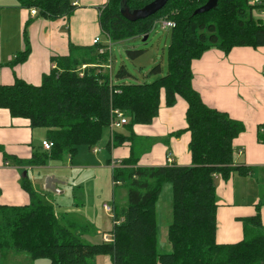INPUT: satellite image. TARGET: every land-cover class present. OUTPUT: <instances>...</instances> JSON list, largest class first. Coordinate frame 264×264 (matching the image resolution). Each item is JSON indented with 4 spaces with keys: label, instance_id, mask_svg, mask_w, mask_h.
Listing matches in <instances>:
<instances>
[{
    "label": "trees",
    "instance_id": "obj_1",
    "mask_svg": "<svg viewBox=\"0 0 264 264\" xmlns=\"http://www.w3.org/2000/svg\"><path fill=\"white\" fill-rule=\"evenodd\" d=\"M18 1L21 8H36L38 15L53 20L70 17L75 10L70 0ZM122 1L108 0L101 12L103 39L110 38L111 44L141 34L149 39L157 21H174L166 75L151 84L129 83L132 75L124 66L115 76L103 71L111 54H100L99 50L109 47L107 40L92 46L71 44L69 55L52 58L55 68L43 77L41 86L20 79L13 85L0 86V109L9 110L14 118L29 120L33 129H45L47 140L54 144L50 151L34 153L29 160L7 154L5 160L20 167H40L49 159L64 155L73 158L80 147L93 148L101 141L104 132L110 130L115 109L125 114L130 130L135 125L151 124L159 115L164 92L167 107H173L178 97L188 104L186 131L191 134L192 166L141 168L134 156L121 161L113 170V185L127 188L128 206L120 214L116 212V219L120 216L123 221L114 228L113 244L82 242L74 234L75 228L56 218L27 177L22 188L29 194L30 203L0 204V257L22 253L32 261L46 259L51 264H88L100 256L111 257L113 264H264V231L259 216L244 221L242 242H216L215 180L218 176L229 180L234 173L249 174V168L235 165L233 146L245 126L207 107L192 84V62L207 51L218 49L229 54L237 47H264V21L253 17L255 10L264 9V0L259 5H251L253 0H219L216 9L196 16L195 11L208 0H170L162 11L138 22L122 15ZM154 1L126 0L131 11ZM28 27L23 32L25 50L8 64L11 67L25 63L31 55ZM143 53L128 50L127 56L135 60ZM162 70L157 65L151 73L161 75ZM128 140L113 134L108 147L121 146ZM165 184L172 186L173 221L168 231L172 251L160 254L157 203Z\"/></svg>",
    "mask_w": 264,
    "mask_h": 264
},
{
    "label": "crops",
    "instance_id": "obj_2",
    "mask_svg": "<svg viewBox=\"0 0 264 264\" xmlns=\"http://www.w3.org/2000/svg\"><path fill=\"white\" fill-rule=\"evenodd\" d=\"M70 1L75 6L73 14L53 20L31 15L33 8H21L18 0H0V86L13 85L16 79L31 86H41L43 77L55 68L53 57L69 55L71 44L92 46L97 37L103 40L99 18L108 0ZM253 17L264 21V9L255 10ZM27 24L31 55L25 63L11 67L8 64L25 50L23 32ZM263 66L264 47H237L229 54L211 49L201 59L192 62V84L204 104L245 126L233 146L235 165L249 168V174L234 173L229 180L220 176L215 180L218 203L216 242L219 245L242 242L245 239L244 221L256 216L260 217L264 231V136L259 131L264 126ZM187 110L188 104L181 97L173 107H167L163 92L159 115L151 124L135 125L132 130L125 125L111 132L108 145L112 143L113 134L129 140L121 146L108 147L110 161L119 164L134 156L141 168L192 166L191 134L186 131ZM179 131L185 132L173 136ZM46 136L31 128L29 120L14 118L9 110L0 109V146L3 148L0 151V204L23 206L30 203L29 194L22 188L23 179L28 177L30 169L45 166L20 167L5 160V154L29 160L34 153L45 152L42 142L47 140ZM94 154H102V150L94 151ZM169 155L173 164L168 163ZM113 212L116 217L118 211L113 209ZM55 216L60 222L64 221L61 223L65 226L80 227L74 216ZM81 230L86 234L89 227ZM5 257L16 264H40L22 253L2 254L0 260ZM102 257L108 256L97 257L88 264H94ZM107 260V264H111Z\"/></svg>",
    "mask_w": 264,
    "mask_h": 264
},
{
    "label": "rangeland",
    "instance_id": "obj_3",
    "mask_svg": "<svg viewBox=\"0 0 264 264\" xmlns=\"http://www.w3.org/2000/svg\"><path fill=\"white\" fill-rule=\"evenodd\" d=\"M172 34V30H164L159 24L146 41L144 34H141V37L111 44V60L109 61L111 71L108 70V65H103L105 66L103 71L115 76L124 66L132 75L127 82L153 83L167 73V51L172 42ZM106 40L103 39V41ZM109 42L111 43L110 38ZM128 50H138L144 53L132 60L127 56ZM157 65L163 68V75L151 73ZM38 131L47 135L43 128H39ZM110 138L111 131L106 130L101 141L93 148L82 146L73 158L70 155H64L62 158L49 159L45 167L28 171V180L40 198L52 207L56 215L74 216V221L80 227L73 232L77 236L81 235V240L88 244L103 242L102 235L97 232L111 235L114 231L115 220L112 218L113 215L110 216L105 211V206L116 209L118 214L128 206L127 188L113 185V170L118 166L116 162L110 161L111 156L108 152ZM95 150H102V154H94ZM50 178L57 181L55 190L47 188V180ZM157 209L158 251L160 254L170 253L172 248L168 239V231L173 221L172 186L170 184L164 185ZM83 227H89L86 234L81 230ZM107 259L113 264L109 256L99 258L94 264H107ZM39 262L50 264V261L46 259L37 260V263ZM0 264H16V261L5 257L0 260Z\"/></svg>",
    "mask_w": 264,
    "mask_h": 264
},
{
    "label": "built area",
    "instance_id": "obj_4",
    "mask_svg": "<svg viewBox=\"0 0 264 264\" xmlns=\"http://www.w3.org/2000/svg\"><path fill=\"white\" fill-rule=\"evenodd\" d=\"M259 4H261V1H260V0H253V1L251 2V5H259ZM75 5H76V4H75ZM31 15H33V16L38 15V11H37V9L33 8V9L31 10ZM159 24L162 25V27H163L164 30H165V29L173 30V29L176 27V24H175L174 21H172V20H168V19H166V18L157 21V22L155 23L154 29H155V27H157ZM102 43H104L103 40H102V38L97 37V38L94 40L93 45H99V44H102ZM105 43H106L109 47L101 48V49L99 50L100 54H104V53H106V52H110V45H111V43L109 42V40H107ZM85 67H86V66H84V68H85ZM84 68H83V69H84ZM107 68L111 71V64H110V63H109V65L107 66ZM263 71H264V66H263ZM112 115H113V118H112L113 120H112L111 127H110V131H111V132H113L115 129H117V128H119V127H123V126H125V125L128 124V119H127V117L125 116V114H124L122 111H120V110H118V109H115V110H113ZM259 131H260V134L264 136V126L261 127ZM42 147H43V149H44L45 151H50V150L54 147V144H53V142H51V141L44 140V141L42 142ZM95 152H99V150H95ZM168 163H169V164H173V159H172V157H171L170 155L168 156ZM119 164H120V163H119ZM119 164H117V165L119 166ZM105 210H106V212L110 213V215H113L112 218H114V220H115V225H116V226L119 225V224L123 221V219H120V220H117V219H116V217H115V213L113 212V208H110V207H108V206H105ZM102 239H103V242H104V243H107V244H113V243L115 242V236H114V233H112L111 235L102 233Z\"/></svg>",
    "mask_w": 264,
    "mask_h": 264
},
{
    "label": "water",
    "instance_id": "obj_5",
    "mask_svg": "<svg viewBox=\"0 0 264 264\" xmlns=\"http://www.w3.org/2000/svg\"><path fill=\"white\" fill-rule=\"evenodd\" d=\"M170 0H155L154 2L150 3L149 5L145 6L144 8L136 11H131L127 7L126 0H123L121 3V13L122 15L129 20L130 22H138L144 19H147L149 17H152L162 11ZM219 0H208V2L197 9L194 13V15H202L205 13H209L212 10L216 9L218 7ZM148 39V36L144 38L146 41ZM27 174L24 173V176ZM57 184V181L54 178H50L47 180V188L51 190H55V185Z\"/></svg>",
    "mask_w": 264,
    "mask_h": 264
}]
</instances>
